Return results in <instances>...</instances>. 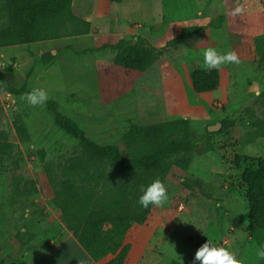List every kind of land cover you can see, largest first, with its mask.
<instances>
[{
  "label": "rangeland",
  "instance_id": "obj_1",
  "mask_svg": "<svg viewBox=\"0 0 264 264\" xmlns=\"http://www.w3.org/2000/svg\"><path fill=\"white\" fill-rule=\"evenodd\" d=\"M96 2L93 13L92 0L71 10L79 21H60L56 38L44 45L55 56L51 65L41 62L40 42L1 46L2 72L15 87L43 88L98 144L122 148L131 125L172 119L186 120L195 141L192 151L168 160L167 199L160 205L140 206L138 181H129L128 195L113 203L116 190L106 191L102 179L76 175L77 187L96 188L90 201L80 199L87 216L80 231L87 226L106 236L99 261L199 264L194 253L210 239L242 264H264L255 256L264 242L248 235V204L232 169L236 155L264 158V0ZM238 5L243 10L233 14ZM120 38L157 55L145 72L115 64L116 50L105 46ZM209 47L232 51L239 62L217 67L216 90L195 94L190 77L207 68L202 53ZM22 96L7 97L9 121L0 110V264H48L51 249L80 233L68 229L57 202L65 171L85 154L43 104ZM212 125L218 130L208 132Z\"/></svg>",
  "mask_w": 264,
  "mask_h": 264
},
{
  "label": "trees",
  "instance_id": "obj_2",
  "mask_svg": "<svg viewBox=\"0 0 264 264\" xmlns=\"http://www.w3.org/2000/svg\"><path fill=\"white\" fill-rule=\"evenodd\" d=\"M71 4L72 0H4L0 47L55 39L60 21L67 18L79 21L78 17L72 16ZM105 47L116 50L117 66L138 73L145 72L157 58L153 50L130 45V41L125 38ZM40 58L46 67L52 64L55 56L46 52ZM219 84L220 74L217 68L197 69L190 77V86L195 94L214 91ZM28 91L30 90L25 86L15 87L10 78L0 70L1 94L17 96ZM43 105L53 114L54 124L66 135L74 138L85 154V159L76 158L72 161L69 169L65 171L66 177L58 192V197L62 200L57 202V206L68 229L74 235L79 233L87 217L84 215L85 209L83 204H80V199L88 202L96 193L94 187H77L76 175L81 174V178L87 176L89 182L102 179L106 191L107 188L116 190L114 203L128 195L129 181L134 180L146 185L159 178L163 183L171 169L168 160L175 154L192 151L195 146L188 122L184 119L131 125L120 140L122 148L118 145L98 144L86 136L75 120L59 111L57 102L48 98ZM105 163L112 167L108 173H103L104 168L99 169L105 166ZM88 166L91 168L90 173L87 171ZM232 169L237 172L240 179L239 188L248 204V235L260 244L264 242V158L236 155ZM104 264L122 263L111 260Z\"/></svg>",
  "mask_w": 264,
  "mask_h": 264
},
{
  "label": "clouds",
  "instance_id": "obj_3",
  "mask_svg": "<svg viewBox=\"0 0 264 264\" xmlns=\"http://www.w3.org/2000/svg\"><path fill=\"white\" fill-rule=\"evenodd\" d=\"M241 6H237L233 10V14L241 12ZM203 64L208 69H214L222 64L228 62L238 63L236 54L232 51L220 53L217 49L209 47L203 51ZM22 99L30 105L44 104L48 99V95L43 88L33 87L30 91L26 92ZM167 199V191L159 178L152 180L140 188V195L138 203L141 207H148L152 205H160ZM255 256L258 259H264V244L255 248ZM193 261H199V264H242L240 259L236 258L234 252L226 247L218 246L210 239L201 244L195 251Z\"/></svg>",
  "mask_w": 264,
  "mask_h": 264
},
{
  "label": "crops",
  "instance_id": "obj_4",
  "mask_svg": "<svg viewBox=\"0 0 264 264\" xmlns=\"http://www.w3.org/2000/svg\"><path fill=\"white\" fill-rule=\"evenodd\" d=\"M83 2L84 0H72L71 10L79 12L78 7ZM92 8L91 13H93L95 9L99 10V3H97L96 0H92ZM46 42L47 41L40 42V56L48 51V48H46L47 46L44 47ZM3 49L6 48H0V57L5 61V56L2 51ZM2 67H6L5 62H2ZM8 96L9 95H6L5 98H3L0 93V110L2 111V115H4V123L9 121L8 103H11V101L7 98ZM108 245L107 238L103 233L97 232L93 228L85 226L81 229L78 236H67L65 240L59 242L53 249H51L50 252L46 254L47 256H45L49 257L50 262H47L48 264H100L101 260L99 261V257L106 252ZM57 252H60L63 255L56 258ZM42 261L34 264L46 263V260Z\"/></svg>",
  "mask_w": 264,
  "mask_h": 264
},
{
  "label": "water",
  "instance_id": "obj_5",
  "mask_svg": "<svg viewBox=\"0 0 264 264\" xmlns=\"http://www.w3.org/2000/svg\"><path fill=\"white\" fill-rule=\"evenodd\" d=\"M219 126L218 125H212L208 127V132H215L216 130H218Z\"/></svg>",
  "mask_w": 264,
  "mask_h": 264
}]
</instances>
